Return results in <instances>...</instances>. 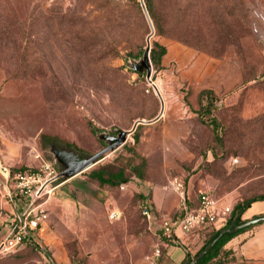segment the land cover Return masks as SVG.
Segmentation results:
<instances>
[{"label": "rangeland", "instance_id": "1", "mask_svg": "<svg viewBox=\"0 0 264 264\" xmlns=\"http://www.w3.org/2000/svg\"><path fill=\"white\" fill-rule=\"evenodd\" d=\"M139 1L0 0V241L15 175L43 164L61 171L42 138L92 156L105 147L87 121L115 134L159 114L152 87L125 63L141 55L148 35L162 115L89 169L50 185L36 202L48 214L36 237L41 251L53 264H144L158 221L178 212L175 177L188 195L210 191L232 209L264 195V0H150L152 31ZM93 170L105 178L121 172L124 181L100 184ZM156 193L175 208L149 223L140 205ZM15 203L21 211L26 200ZM0 264L46 262L24 246L0 253Z\"/></svg>", "mask_w": 264, "mask_h": 264}, {"label": "built area", "instance_id": "2", "mask_svg": "<svg viewBox=\"0 0 264 264\" xmlns=\"http://www.w3.org/2000/svg\"><path fill=\"white\" fill-rule=\"evenodd\" d=\"M146 82L152 89L153 86H156L152 79L150 82L147 80ZM237 163V159H232V164ZM14 178V193L24 197L26 204L21 211H18L15 194H7L14 210L7 219L6 233L0 241V253H7L22 247L25 240L36 243L37 233L43 229L48 220L46 210L36 202L50 192L48 189L56 181L57 173L50 165L43 164L36 172L18 173ZM169 186L178 197V212L175 218L166 217L161 220L157 228L160 243L153 245L150 253L144 258V264H159L162 248L178 244L179 234L186 235L203 226L224 222L231 212L230 207L221 205L218 199L208 192L199 193L195 204L191 206L187 198L185 184L180 178L171 179ZM140 207L142 214L147 220H150V210L146 204H141ZM114 216L112 214L110 218H114Z\"/></svg>", "mask_w": 264, "mask_h": 264}, {"label": "trees", "instance_id": "3", "mask_svg": "<svg viewBox=\"0 0 264 264\" xmlns=\"http://www.w3.org/2000/svg\"><path fill=\"white\" fill-rule=\"evenodd\" d=\"M143 4H144V7L146 9L147 15L149 17L150 0H144ZM28 19H31V16H28L27 19L23 21V23H22V37H21V39L19 38L23 44H24V42L26 44V45L24 44V51L26 49H29V46L31 44V41H30L31 36L30 35L32 34V31H26V25H27ZM149 20H150V17H149ZM27 30H29V29H27ZM25 54H26V56L24 55V59H26V57L29 56L27 52H25ZM142 54H143V52L138 57H126V59H125L126 69H128L129 71L134 73L135 72L134 70L128 68V63L130 61L140 60L142 57ZM150 59L153 61V56H151ZM141 76L144 77L143 75H141ZM206 113H207V116H211V111H207ZM145 121H148V120H145ZM87 125H88L90 131L94 134L96 139L98 138V134L105 133L106 135L116 136L119 131H128V130H122V129H114L115 134H111V133L104 132L100 129H97L90 121H87ZM209 125H210L212 132L214 134V139L217 142H219V137L217 135V130L219 129V124L217 123V121L215 119H212L210 121ZM137 126H136V128H137ZM136 128H135V130H136ZM134 140H135V142H137L138 139L136 136H134ZM98 141L101 142L103 147H106L107 143L105 141H103L101 139H99ZM42 143H43L42 149H44V150L46 149V151H48L50 147H55L56 149L66 147L67 149L72 150L73 153L77 154L78 157H80V158L91 156V155L82 154V153L76 151L70 145L61 146L60 143L58 142V140L53 138V137L42 138ZM45 156L48 159V161H50L58 171L61 170V167L59 165H57L56 163H54L53 160H51L50 157L46 153H45ZM19 173H28V172H19ZM89 174H90L91 178L96 179L100 184H107L110 186H115L118 183L124 181V179L121 176V172H118L115 175L109 174V175H107L106 178L103 176V173L99 170H93ZM59 180H57L56 182H59ZM211 195L214 197V195L212 193H211ZM17 196L19 197V195L15 194L14 198H18ZM261 201H264V195L252 197L250 199L242 201L241 203H237L233 207V209L231 208V212L224 222L217 223L216 225H206V226H203V227L189 233V234H192L195 232H200L204 236V239L202 240L198 250L194 254L189 253L186 250V247L182 246L183 250H185L186 253H185L184 259L182 260V262L180 264H227V263L233 261L234 258L230 255V253L225 248L226 244L232 238H234L235 236L245 232L246 230L250 229L251 227L264 223V220L259 222V223L244 227L235 233L229 232V233L223 234L222 236H220L215 241V243L212 245V247L207 251V253L204 256H202L195 263H192V260L196 257V255L200 251H202L206 245H208L211 241H213L214 239H216L218 237V234L221 230L228 228V227L234 228L235 226L242 224L243 222L247 221V220L241 219V215L246 211L247 208L250 207V205L252 203L261 202ZM141 204L147 205V203L145 201H143ZM262 216H264V215H260L258 217H262ZM258 217H255V218H258ZM204 230H208L209 232L208 233L203 232ZM156 237H157L156 243H160L159 237L158 236H156ZM24 246H29V247L33 248L34 250H36L38 253H40L45 258L46 264H52V261L49 258V255L45 252H42L41 249L39 248L38 244L33 243L31 241H28V240H25L22 247H24Z\"/></svg>", "mask_w": 264, "mask_h": 264}, {"label": "crops", "instance_id": "4", "mask_svg": "<svg viewBox=\"0 0 264 264\" xmlns=\"http://www.w3.org/2000/svg\"><path fill=\"white\" fill-rule=\"evenodd\" d=\"M201 192L202 191H199V193ZM203 192L211 194L210 191ZM197 196L195 197L193 194L188 195L187 193V198L191 206L195 204ZM218 201L221 205L231 208L230 205L222 202V200L218 199ZM152 203H147L146 205L149 208L151 215L149 223H155L156 213H162V211L166 209L175 208L174 204H169L170 207L167 208L166 205L168 204V200H165L162 195L160 196L157 193L154 194ZM165 215L162 216V219L166 217L175 218L177 213L172 217ZM260 215H264V201L252 203L241 215V219L250 220ZM160 222L161 220L158 221V226ZM41 232L42 230L37 233V236L40 237ZM179 236L180 241L178 244L167 245L162 248L163 253L159 260V264H180L186 253L182 246L186 247V250L189 253L194 254L204 239V236L200 232L186 235L179 234ZM225 248L234 258L233 261L227 264H264V223L253 226L245 232L235 236L226 244Z\"/></svg>", "mask_w": 264, "mask_h": 264}, {"label": "water", "instance_id": "5", "mask_svg": "<svg viewBox=\"0 0 264 264\" xmlns=\"http://www.w3.org/2000/svg\"><path fill=\"white\" fill-rule=\"evenodd\" d=\"M139 2L141 5V8H142V11L145 15V18L148 21V24H149L151 31H152V25H151V22L149 20L148 15H147L146 9L144 7L143 0H140ZM150 36L151 35H148V37L146 38V47L143 51L141 59L138 61H130L128 63V68H130V69H132V70H134L140 74H143L145 79L148 82L151 81V72H150L151 66H150V60L148 57V55H149V44H148V42H149ZM153 89H154V92L157 95V97L160 101V105H161L159 114L152 120H148V121L137 120L133 124V126L131 127L130 130L119 131L117 136L98 134V138L105 141L107 143V145L105 148L98 151L94 155L89 156V157L80 158V157H78L77 154L73 153V151H71V150L56 149L54 147L50 148V153H51L54 161L61 166V171L59 172V174H57V178L68 179V178H71L73 176H76L77 174L84 172L85 170L89 169L91 166H93L94 164L99 162L105 154H107L108 152H112V151L116 150L118 147L122 146L125 143L127 136L135 130L137 125L149 124V123H153L156 120H158V118H160V116L162 115L163 102H162V98L160 96V93H159L157 87L153 86ZM263 220H264V216L247 220V221L243 222L242 224L235 226L234 228L228 227V228L221 230L218 234V237L216 239H214L213 241H211L208 245H206L203 248V250L200 251L196 255V257L192 260V263H195L202 256H204L207 253V251L212 247V245L215 243V241L220 236H222L223 234L229 233V232L235 233L244 227L259 223Z\"/></svg>", "mask_w": 264, "mask_h": 264}]
</instances>
